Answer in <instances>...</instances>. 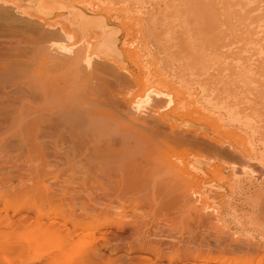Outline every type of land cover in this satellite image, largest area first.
<instances>
[{
	"label": "rangeland",
	"instance_id": "obj_1",
	"mask_svg": "<svg viewBox=\"0 0 264 264\" xmlns=\"http://www.w3.org/2000/svg\"><path fill=\"white\" fill-rule=\"evenodd\" d=\"M218 7L0 0V206H17L0 226L15 242L6 254L36 241L32 220L54 198L69 219L103 223L124 201L121 219L95 229L117 264H264L263 108L210 49L228 38ZM231 57L249 70L243 52ZM122 174L138 192L120 201L110 191Z\"/></svg>",
	"mask_w": 264,
	"mask_h": 264
},
{
	"label": "bare ground",
	"instance_id": "obj_2",
	"mask_svg": "<svg viewBox=\"0 0 264 264\" xmlns=\"http://www.w3.org/2000/svg\"><path fill=\"white\" fill-rule=\"evenodd\" d=\"M213 1L218 2L220 5V7L217 8L218 11L215 13L216 19L215 21L213 20L214 22H218V26H215V29L219 30V32L224 31L226 36L228 35V38H226L227 43L217 41L215 44L210 45V49L212 52H215V54L218 52H222V54L224 53L223 55L226 56L225 60L228 58V60H230V57L237 51L244 53L246 59L249 60V65L247 66V63H245L244 67L248 68L250 71H246L245 69L243 71V68H241L238 63L240 60L232 61L234 57H231V62L227 60L226 63L228 62V69L233 70V73L234 71L236 72L237 75L235 81H238L241 85L244 83L250 90L247 91L243 87L244 85H242L240 89L236 88L235 92L239 94V97L244 94H251L250 97L253 98V101L255 102H252L249 105L253 107H255L257 102H260V106L263 108V111H260L261 117L257 119L260 120L261 124H264V0H245V4L243 5L238 2L239 0ZM228 13H230L229 17L226 16ZM232 17L233 21H229L228 19ZM227 24L229 27L226 26ZM221 64L224 65V63ZM254 65H258V68L255 70ZM251 67L252 70L250 69ZM123 175L124 174H122V176L120 175L121 177H118L114 182L115 186L118 185L117 188L115 190H109L111 196L116 197L117 200L120 201L122 200V195L126 196V193H129L130 195L132 194L131 192L138 187V183L135 181L136 176H132L133 178H130V175ZM180 176L181 178L182 176L186 177L185 172L181 173ZM40 184H42V182ZM43 186L44 185H42V187ZM26 191L28 190H18L15 194L26 193ZM137 192L138 191H136V193ZM61 193L62 196L68 197L69 200L71 199V194H65L66 191L64 188H62ZM125 196L123 199H125ZM128 196L126 197L129 198ZM53 200L49 199L48 202L43 205L42 208L48 209L46 213H41L42 208L38 209V213L36 215L38 220H32L33 227L31 226L37 233V239L33 244L30 243L31 245H29L28 242H26L28 243L27 245L24 242L20 243L21 245L19 244L17 249L18 258L15 256L16 259L14 258V260L12 256L6 254L5 252L6 244L11 246V244L13 245L15 242L11 243L9 238H2V240H0V264H14L17 263L15 262L17 260L19 262L18 264H32L35 260L33 258L37 259L39 257L36 256L38 255L37 253L41 254L42 257L44 253H40V250H44L45 245L51 244H53V247L51 248L54 249H52L53 251L50 254L45 253L46 257L44 254L43 259L45 262L42 264H117V262H120V258H113L112 254L109 253L108 255H104L101 252V248H106L108 245L107 232L96 234L95 229L100 226H111L115 220L117 221L116 218L121 219L123 214L126 212L125 205L123 204L124 201L121 205H113L111 203L113 201L110 200L111 204L107 205L105 210H113L114 212L111 214V218L109 220L106 219L107 221L103 223L100 220H94L91 222H84L81 219L71 220L64 215V212L59 207V204L53 202ZM15 208H17V206H15L12 201H4L3 205L0 206V226L8 225V222L11 221V215L8 214V211L12 209V212L14 213ZM51 218H59V221L55 222L53 219L50 220ZM44 219H46V221ZM3 231L4 230H0V236ZM17 239L19 240V238ZM19 242L21 241L19 240ZM115 250V247L109 249L110 252H114ZM147 259H150L151 262L147 263V260L145 259L146 261H144V263L153 264L151 258ZM216 260V262H222L226 261L227 258L218 257ZM141 262H138V264H144ZM227 262L238 263L240 261L235 258H231L228 259ZM242 263L250 264L251 262L242 261Z\"/></svg>",
	"mask_w": 264,
	"mask_h": 264
}]
</instances>
